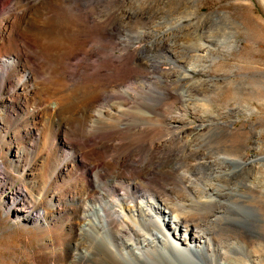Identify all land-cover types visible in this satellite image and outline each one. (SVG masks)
<instances>
[{"label": "bare ground", "instance_id": "1", "mask_svg": "<svg viewBox=\"0 0 264 264\" xmlns=\"http://www.w3.org/2000/svg\"><path fill=\"white\" fill-rule=\"evenodd\" d=\"M78 1L12 0L9 9L0 13V144L8 145L0 150V158L11 157L19 164L33 151L23 144L50 147V153L40 154L45 164L34 160L24 170L37 197L24 187L13 210L18 219L42 222L48 231L60 230L50 241L58 245V252L47 255L42 264H250L253 252L264 249L262 242L256 250L247 244L252 234L248 218L255 208L237 201L242 194L236 187L241 185L224 184L245 177L247 189H258L259 200L264 202V158L245 160L248 144L242 138L229 143L223 151L227 158L216 156L219 149L211 155L206 146L211 137L244 135L233 121L213 115L209 102L198 104L201 109L193 105L187 98L192 84L172 95L182 100L183 113L207 120L177 132L186 120L180 111H173L174 104L169 105L172 112L169 106L164 108L163 101L170 95L162 86L163 71L153 58L146 57L156 49L171 51L179 59L181 55L176 45L168 43L173 34L170 28L150 26L151 11L137 12L130 2L121 11L98 12L96 5L105 0H95L92 18L97 21L90 19L92 24L84 25L76 16L65 19L64 8L72 11ZM121 16L148 25L144 35L148 44L139 52L144 63L134 65L147 70L138 77L149 86L140 93H132L128 85V89L111 93L102 91L99 85L104 76L96 67L97 90H69L79 66L71 61L92 54L88 44L92 34L106 36L109 27L120 31L117 20ZM140 34L139 29L125 34L118 46L127 47ZM40 36L54 40L51 55L31 51ZM205 45H196L194 56L201 58L199 50L205 51ZM116 68L121 69L120 64ZM194 82L199 80L193 81L196 86ZM167 110L170 113L165 114ZM162 122H166L164 126ZM63 147L70 148L69 153L57 155ZM173 147L189 152V168L198 175L195 181L183 173L175 181L160 168V155ZM51 155L60 157L51 161ZM43 164L51 168L46 177L35 174ZM66 173L68 187L56 188ZM230 234L237 235L236 240Z\"/></svg>", "mask_w": 264, "mask_h": 264}, {"label": "rangeland", "instance_id": "2", "mask_svg": "<svg viewBox=\"0 0 264 264\" xmlns=\"http://www.w3.org/2000/svg\"><path fill=\"white\" fill-rule=\"evenodd\" d=\"M93 1L79 0V7L77 6L72 11L64 8L67 14L65 19L67 20L70 16H76L80 18V22L84 25L92 24L90 19H94L92 14H94V6L96 4V1ZM5 2L6 0H0L1 14H4L9 9L12 0ZM130 2L135 4L137 12L145 11L149 13L151 11L149 15L151 14L153 17V19H150L152 22L148 20L151 27L170 28L173 32L168 43L176 45L179 51L178 55H181L180 59L179 57L175 58L176 56L171 51L163 52L161 49L154 50L155 52L148 54L146 59L153 58L159 63L160 70L163 71L160 73L162 74V86L170 95L169 98H165L163 101L166 103L164 108L167 109L169 105L174 104L172 105L173 111H180L186 120L183 123L184 126L177 128V132L183 133L191 130L202 124L204 120H207L206 117L198 118L192 113H183L182 100L178 99V96H174L175 91L186 87L189 88V84H192V87L190 85L191 90L189 88L187 98L191 103L194 101L193 105L196 104L195 106L198 107L202 103L209 102L208 107L210 106L209 108L213 115L217 114L222 121H233L234 127L245 136L241 137V135H238L232 138L224 136L211 137L206 145L209 147L211 155H216L219 149L217 153L220 152L221 154L219 153L216 156L223 159L227 158L223 155V151H225L229 143L246 139L248 148L245 151V160L258 157L264 158V0H105L99 6H96L98 12L108 13L121 11ZM86 15L89 17V21L83 18ZM133 19L121 16V19L117 20V27L120 28V31L117 32L109 27L107 28L106 36L102 35L100 38H95L93 34V36H89L88 44L92 46L93 52L85 58L79 57L71 61L73 65L79 63V66L75 67L77 68V72L75 70L77 76L75 80L70 81L69 90H74L75 88H80L81 91L97 90L96 67L104 76L102 82H100L99 78V89L102 91L111 93L117 91V89H128L129 87L131 89L129 91H132V93L134 90L136 93H140L149 86L145 81H142V78L138 77L147 70L143 66H136L144 63L139 56V52L148 44V40L144 37L148 25L146 23L143 24L142 21H137L136 23L135 20L137 19ZM179 20L182 25L178 24L180 23ZM136 29L141 32L139 39L133 38L131 44L127 47L118 46L120 39L125 34H131ZM40 37H38L37 43L32 44L33 49L31 48V51L37 55H44V53H50L51 55L53 52V50L51 51L52 44L55 43L54 40L51 42L46 37ZM201 43L207 44V47L205 51L199 50V55L202 56L199 59L194 55L197 53L196 48H201ZM194 57L195 59L198 58L199 61L195 60ZM197 61L199 63L196 64ZM134 62L136 65H134ZM181 62L183 63L181 64ZM194 62L195 65L193 64ZM119 64L121 69L118 70L116 66ZM169 70H172V73H169ZM88 74L89 76L91 74V76L89 77ZM197 80H199V86H197L198 83H194L198 89L193 85V81ZM156 84L157 81L154 80L153 86L157 87ZM194 91H196V94ZM173 92L174 94L172 95ZM191 94L195 99L192 98ZM114 96L119 97L117 94ZM172 98L174 100H171ZM196 98L198 99L196 100ZM51 101L53 103L56 102L55 100ZM197 101L199 102L197 103ZM200 106L198 107L199 109H201ZM170 108L169 106L168 110L172 109ZM168 110L165 111L167 112L165 114H168ZM213 117L217 118L216 116ZM162 123L161 125L164 126L166 122ZM73 141L70 140V142ZM39 144L36 143L34 147L33 145L23 144L22 146H25L27 150H31L32 147L33 151H28V159L23 158L19 164L11 157L0 158L2 160V168H0V264H42L45 260L44 258L48 257L47 255L50 257L51 253L58 252V245L55 243L50 244V241L54 240L55 236L60 232L59 229L55 228L54 231H48L42 222H26L16 218V214L13 212L17 204L16 201L20 199V194L23 193L24 187L27 188L28 193L37 197V189L30 188L27 183L29 178H26L24 170L27 165L35 163L34 160L45 164L46 161L41 158L40 154L42 151L50 153V147L42 145V143ZM255 146L259 147L256 149ZM6 147H8L7 144H0L1 151H4ZM69 151L70 148L63 147L58 150L57 155H65ZM167 152H164L162 156L160 155V168L170 173L175 181L178 179L177 175L179 173H183L184 176L189 178L193 177L194 179H190L195 181V177L198 175H194L196 172L189 168V152L176 147L170 148ZM57 155H51L50 160L52 161ZM44 164L41 167L42 170H36L37 173L35 174L46 177L50 173L51 168H46ZM125 172L128 173L127 171ZM67 174L64 175L65 177L63 176L62 180L59 179L57 181L58 186L56 188L68 187L70 178ZM240 178L236 179V182H234V179L233 181L225 182L224 187H228L226 185L229 182L233 183V186L228 184L232 188H235V185H241L240 188L239 186L236 187L239 189V193L242 194V197L237 198L239 199L237 201L245 205L249 202L246 206L255 208H252L255 214L253 213L248 218L252 234L249 236L248 243H246L250 250H256L258 249V243L262 242L264 244V202L259 200V190L254 188L247 189L246 178ZM39 184L40 181L38 180ZM236 237L237 235L230 234L232 240H236ZM46 244L48 245L47 249H42V246ZM55 246L56 248H54ZM242 251L248 254V250L245 248ZM253 255H255L253 258L257 259L248 258L250 264H264V249L263 252L254 251Z\"/></svg>", "mask_w": 264, "mask_h": 264}]
</instances>
